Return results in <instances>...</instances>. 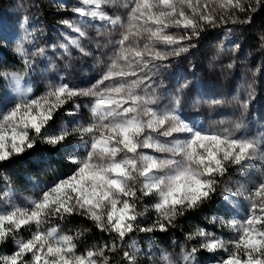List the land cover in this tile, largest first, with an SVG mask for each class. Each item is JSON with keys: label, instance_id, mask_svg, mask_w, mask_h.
Returning <instances> with one entry per match:
<instances>
[{"label": "snow or ice", "instance_id": "6c2138e0", "mask_svg": "<svg viewBox=\"0 0 264 264\" xmlns=\"http://www.w3.org/2000/svg\"><path fill=\"white\" fill-rule=\"evenodd\" d=\"M111 3L113 0H76L69 10L78 15L80 23L60 22L75 34H61L65 42L59 48L69 56L72 47L84 57L93 56L81 44L89 18L121 30L118 39L109 41L110 50L95 57L100 70L94 83L70 86L64 77L54 76L59 82L48 83L42 94L32 95L31 87H20L28 72L0 71V78L16 85L15 95L0 96V163L33 149L38 142L55 147L73 135L79 138L77 144L65 147V151L73 149L67 157L73 165L69 175L39 188L37 197L26 198L27 207L11 199L0 204V244L9 237L14 243L11 253L0 252V264H111L106 253L118 250L123 264H138L139 249L134 243L131 251L123 250L129 234L167 232L178 216L211 199L216 178L227 172L228 164L251 165L257 157L264 160V136L240 134L243 125L239 122L231 127H225L223 121L216 122L219 126H204L198 113L182 110L180 93L184 89L196 93L194 82L179 85L168 104L161 103L153 87L154 77L171 67L170 60L195 47L192 41L205 27L251 23L248 13L256 8L249 4L246 11L241 0H126L125 21L105 13L104 6ZM218 8L224 11L218 12ZM230 9L245 13L247 19L233 18ZM27 23L25 16L21 26ZM102 48L108 45L96 44L97 50ZM14 51L24 66L31 68L30 57L47 58L48 50L37 47L30 54L18 43ZM49 64L55 66L51 60ZM80 98L88 100V122H76L71 129L63 125L56 133H48L57 110L69 102L80 109L76 103ZM252 98L249 92L247 100L240 101L241 108L246 109ZM207 103L216 106L224 101L211 99ZM81 149L82 156L77 154ZM230 191L225 189V193ZM237 194L248 202L243 218L212 216L209 221L227 228L234 234L231 239L196 226L186 239L197 240L199 249L192 247L177 261L162 253L163 264H197L196 253L201 249L225 253L214 264H264V168L250 188L241 185ZM152 196L156 218L140 227L137 219L148 208L137 211V202ZM74 214L115 239L78 252L77 240L87 229L62 234L56 227H43L53 217L63 220ZM33 226L35 231L27 239L19 237L21 230Z\"/></svg>", "mask_w": 264, "mask_h": 264}, {"label": "rangeland", "instance_id": "374dc122", "mask_svg": "<svg viewBox=\"0 0 264 264\" xmlns=\"http://www.w3.org/2000/svg\"><path fill=\"white\" fill-rule=\"evenodd\" d=\"M75 2L76 0H0V71L20 74L28 72V76L21 81L20 87H31L32 95L42 94L48 83L59 82L54 79V76L64 77V82L69 83L70 86L87 87L90 83H94L100 70L95 57L100 56V51L110 50V40L119 38L121 30L118 27L113 28L99 20L89 18L84 27L87 36L81 40V44L86 51L92 52L93 56L84 57L74 47L70 48L71 55H66L59 48V45L65 42L61 34H75L60 22L73 20L80 23L78 15L69 10L70 5ZM125 2L126 0H113V3L104 6V11L111 17L120 16L122 20L126 21ZM241 3L244 4L246 11L249 9V4L256 8L255 12L249 11L248 13L252 17L251 23L236 25L228 23L216 28L205 27L200 37L192 41L196 45L195 47L179 59L170 60L168 63L171 64V67L162 70L159 76L154 77L153 87L160 97L161 103L168 104L169 97L175 95V90L179 85L189 81L194 82L198 85L196 93H190L188 89H184L180 93L181 108L184 112L198 113L197 118L204 126H219L216 122L223 121L225 127H231L234 123L239 122L243 125L240 134L249 137H262L264 136V0L260 4H256L254 0H241ZM222 11L224 10L218 8V12ZM228 11L230 14L234 11L233 18L247 19L245 13L238 10L230 9ZM25 16L28 18V23L21 26ZM228 29L231 31L229 32ZM170 32L175 33L176 30H170ZM2 37H7V39ZM18 43H23L30 54L37 47L47 48V58L30 57L32 59L31 68H26L24 61L14 51ZM96 44L108 45V48L97 50ZM237 44L239 45L238 49L235 48ZM51 45L57 47L52 48ZM7 54L15 59V62L10 64L11 59L6 57ZM49 60H51V64L55 65L54 67L49 64ZM228 65L232 66L228 67ZM191 87L192 84H189V88ZM249 92L253 98L248 102V107L243 109L240 106V101L247 100ZM9 94H16V85L7 79L0 78V96L7 97ZM190 97H194L199 102L194 103ZM211 99H220L224 103L212 106L207 103ZM76 103L81 105L78 110L75 109L72 102L57 110L47 129L48 133H56L63 125H67L71 129L76 122H88L87 98L77 99ZM57 120L59 122L54 124ZM78 141V136L73 135L69 140L57 145L59 154L55 159L62 165L59 168L54 167L47 160L43 150L44 143L40 142L33 149L5 161L12 163V170H0V204L11 199L22 207H27L26 198L37 197L39 188L69 175L73 165L68 162L67 157L73 154V149L69 148L65 151V147L66 145H75ZM77 154L82 156L84 152L81 149ZM22 155L32 163L35 168L33 172L25 169L26 166L24 169L15 166ZM261 168H264V160H260L258 157L251 165H227V172L222 177L216 178V191L212 194L216 195L215 209L218 211L206 220L207 224L202 228L222 235L226 240L233 237L234 234L227 228H221L218 222L216 225H212L209 221L212 216L225 219L234 216L243 218L248 202L244 196L237 194V189L241 185L250 188L251 182L259 177ZM225 189L231 191L225 193ZM154 202V196L141 197L137 202V211L144 212L145 207L148 208L145 215L137 219V224L140 227L148 226L156 218V212L151 208ZM69 219L70 216L63 220L53 217L50 223L43 227H56L62 234H72L78 229L70 226ZM86 222L89 220L82 217L79 228L85 229L83 224ZM95 228L97 233L86 228L88 231L77 240L78 252L115 239L112 234L98 229L96 226ZM31 231H35L34 226L30 230H21L19 237L27 239L31 235ZM160 233L135 231L125 238L123 250L131 251L130 246L134 243L135 247L139 249L138 264H163L160 260L162 253H167L174 261H177L183 252L189 251L192 247L199 249L197 240L186 243L170 237L163 239ZM98 236L100 239H97ZM13 250L14 243L11 237L0 244V252L11 253ZM106 254L110 256L111 264H123L121 251ZM224 255L223 251L209 253L201 249L196 253V262L197 264H214L215 260Z\"/></svg>", "mask_w": 264, "mask_h": 264}, {"label": "trees", "instance_id": "16d2710c", "mask_svg": "<svg viewBox=\"0 0 264 264\" xmlns=\"http://www.w3.org/2000/svg\"><path fill=\"white\" fill-rule=\"evenodd\" d=\"M6 57L11 59L9 62L10 64L15 62V59H12L11 56H9L8 54ZM58 122L59 121L57 120L54 122V124H57ZM43 146H44L43 150H44V153L46 154L47 160H49L50 163L53 164L54 167L56 168L62 167V165L59 164V162H57L55 159L57 154H59L58 146L53 147V146H48L45 144H43ZM11 164L12 163L10 162L0 163V170H4V169L12 170ZM15 166L17 167L19 166L23 169H24V166H26L25 169H28L31 172H33V170L35 169L32 166V163L28 161V158L24 157L23 155L19 157ZM215 196L216 195H212L211 199L205 201L198 209L189 210L185 212L184 215L178 216L176 218V221L174 222L175 224L174 227L170 228L167 232L160 233V235L163 236V239H166V237H170V238L176 239L179 242L184 241L186 243H190L191 240L186 239V234L193 231L196 226L205 227L207 224L206 220L211 215L216 213V211H218L215 209V206L217 205ZM68 221L70 223V226L74 227L75 229L84 230V229L79 228L80 224L82 223L81 216L74 214L70 216V219ZM83 227H86L87 229H91L92 231L97 233V230L91 221L83 224ZM97 239H100V236H98Z\"/></svg>", "mask_w": 264, "mask_h": 264}]
</instances>
